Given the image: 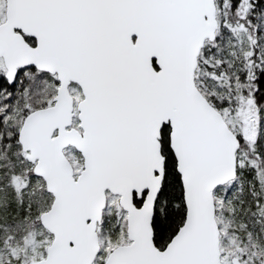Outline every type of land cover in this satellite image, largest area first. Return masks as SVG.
Masks as SVG:
<instances>
[{
    "label": "water",
    "instance_id": "water-1",
    "mask_svg": "<svg viewBox=\"0 0 264 264\" xmlns=\"http://www.w3.org/2000/svg\"><path fill=\"white\" fill-rule=\"evenodd\" d=\"M217 28L214 0H5L7 83L30 67L58 83L52 103L28 112L17 131L33 174L52 195L39 214L51 240L29 264H92L106 192L118 196L129 243L102 264H221L213 192L236 177L240 141L194 81ZM70 83L82 94L79 130L71 126ZM164 126L184 218L159 248L152 223L165 175ZM68 146L82 158L76 176L63 153ZM230 264L244 263L231 257Z\"/></svg>",
    "mask_w": 264,
    "mask_h": 264
},
{
    "label": "trees",
    "instance_id": "trees-1",
    "mask_svg": "<svg viewBox=\"0 0 264 264\" xmlns=\"http://www.w3.org/2000/svg\"><path fill=\"white\" fill-rule=\"evenodd\" d=\"M215 3L219 26L215 40L206 42L200 52L195 84L222 114L237 112L239 108L246 113L258 109L256 115L264 130V0H215ZM239 30L244 31L243 38H239ZM25 40L31 45L35 42L29 37H25ZM31 70L38 73V80L40 77L51 82L55 80L46 72ZM32 82L25 81L21 70L12 85L7 83L4 75L0 76V240H8L13 235L21 237L23 228L28 224V219L23 216L27 201L18 203L11 182L14 174H23L22 169L29 179L34 176L31 164L26 161L18 143L17 131L27 112L49 104L52 97V94L46 95L48 89L45 90L43 85L35 86ZM44 96L47 99L43 101ZM167 133L168 127L164 126L162 152L165 155V175L152 223L154 242L158 247L164 246L184 218L181 185L173 155L168 148ZM238 139L237 160L240 162L245 156L246 165H237V172H243V175L237 173V189L232 194L233 201L228 204L230 209L226 207L223 213L218 211L217 216L220 227L224 226L241 249V253L234 256L247 264H258L264 258V133H258L251 141L240 134ZM41 182L44 191L45 186ZM226 185L219 187L221 192ZM50 201L51 197L47 195V202ZM134 201L138 204L136 199ZM33 207L31 203L30 211ZM16 211L18 216L11 218ZM227 211L230 212L229 226L224 222ZM174 222H178V226L173 227L174 232L162 240L159 237L162 229H170ZM108 224V233L112 235L114 227L111 228V224L114 223L110 221ZM116 224L117 220L114 226ZM43 232L47 233L46 230ZM30 262L25 249L13 251L3 258V264Z\"/></svg>",
    "mask_w": 264,
    "mask_h": 264
},
{
    "label": "rangeland",
    "instance_id": "rangeland-1",
    "mask_svg": "<svg viewBox=\"0 0 264 264\" xmlns=\"http://www.w3.org/2000/svg\"><path fill=\"white\" fill-rule=\"evenodd\" d=\"M4 10H5V0H0V22L4 19ZM239 38H243L244 31L239 30L238 32ZM33 71L31 68H26L21 70L22 77L25 78V81L30 82L33 80V84L36 85H43L44 89H48L46 91V95L53 96L55 89L57 87L56 79L54 82L48 81L45 78L41 77L38 80L36 74L32 73ZM5 74V68L3 66V62L0 59V76ZM27 78V79H26ZM48 81V82H47ZM15 87L17 85L15 84ZM69 93L71 94L74 104L82 97L81 90L77 84H70ZM48 93V94H47ZM46 96L42 98V100H46ZM29 103H27L28 106ZM48 105V104H47ZM45 105V106H47ZM43 107V106H41ZM242 110V111H241ZM221 112V111H220ZM225 112V111H224ZM258 109L253 111V113H246L244 112L243 108H239L237 112L233 113H223V117L229 128L235 135L238 136L240 134L247 140L253 139L257 134L264 133L261 125L259 124L257 114ZM71 126L79 130L78 120L76 119L75 115L73 116ZM64 155L69 160L74 176L78 173V171L82 167V158L80 154L72 147H66L64 150ZM243 153V151H241ZM239 154L237 150V155ZM247 158L245 156L242 157V160L238 162L237 165H246ZM32 168V164L30 166ZM23 174H14L12 177V183L14 188L15 197L18 198V203L23 204L24 200L27 201L25 204V209L23 208V216L28 219V224L26 228H23V233L20 236L11 237L8 240H0V264H3V258L8 256L13 251H18L20 249H25L26 255L29 260H37L44 257L45 248L48 245L51 235L47 232L44 233L45 230L37 220H39V214L45 211L50 203L47 202V195L51 197V194L47 192L45 189H42V182L41 178L37 176H33L30 180L27 176L28 174L22 169ZM238 175H243V172L238 173ZM255 176L252 178L254 179ZM237 178L231 182H229L223 192H221L220 188L217 187L214 192V205H215V219L219 228V247H220V259L222 264H229V258L233 255H239L241 253V249L237 247L234 243L233 237L223 228L220 227V220L219 216H217V212L223 213L226 209H230L228 206L229 202L233 201V192L236 191L237 187L236 182ZM220 190V191H219ZM52 199V198H51ZM51 202V201H50ZM31 203L34 205L33 209L30 211ZM46 203V204H45ZM117 197L111 194H107L106 206L103 210V218L101 224L97 227V232L99 235V242H100V251L96 257L95 264H102L104 261V257H106L107 252L111 250L114 246L126 243V234H125V213L120 211L118 208ZM224 210V211H223ZM229 211L226 212V225H230L229 223ZM13 216H18L17 211L13 212L11 218ZM112 216H115V219ZM117 226H114L115 222ZM121 220V221H120ZM113 222L111 224V228L114 227V231L110 235L109 232V222ZM120 221V222H119ZM178 222H174L170 229H162V234L160 233L159 237L162 240L167 239L172 232L173 227L178 226ZM174 234V233H173ZM172 234V235H173ZM171 235V236H172ZM261 262V260H260ZM259 262V263H260Z\"/></svg>",
    "mask_w": 264,
    "mask_h": 264
},
{
    "label": "flooded vegetation",
    "instance_id": "flooded-vegetation-1",
    "mask_svg": "<svg viewBox=\"0 0 264 264\" xmlns=\"http://www.w3.org/2000/svg\"><path fill=\"white\" fill-rule=\"evenodd\" d=\"M74 113L76 114V111H74ZM167 241H168V240H167ZM167 241H166V242H167Z\"/></svg>",
    "mask_w": 264,
    "mask_h": 264
}]
</instances>
